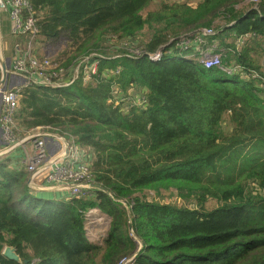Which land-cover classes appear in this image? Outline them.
Returning <instances> with one entry per match:
<instances>
[{
    "label": "trees",
    "instance_id": "16d2710c",
    "mask_svg": "<svg viewBox=\"0 0 264 264\" xmlns=\"http://www.w3.org/2000/svg\"><path fill=\"white\" fill-rule=\"evenodd\" d=\"M31 1L38 44L72 46L67 61L50 59L70 69L93 52L113 58L91 81L23 89L19 136L50 128L73 138L90 151L91 181L109 193L58 202L59 191L34 190L27 171L0 159V264H118L138 251L136 237L135 264H264V82L180 57L193 54L186 38L215 28L232 63L264 80V0ZM231 33L249 37L241 49ZM157 52L164 58L150 60ZM131 96L146 102L125 106ZM166 194L196 206L166 203ZM92 208L110 223L96 241L87 236ZM7 246L22 262L4 256Z\"/></svg>",
    "mask_w": 264,
    "mask_h": 264
},
{
    "label": "built area",
    "instance_id": "2783aa9c",
    "mask_svg": "<svg viewBox=\"0 0 264 264\" xmlns=\"http://www.w3.org/2000/svg\"><path fill=\"white\" fill-rule=\"evenodd\" d=\"M256 2L257 0H251ZM0 12L9 15L11 22L12 35L18 39L15 42L13 54L5 59L8 68L7 75L2 84H0V152H9L10 146H24L33 141L37 151L30 159V170H34L35 163H42V169L46 171L45 183L47 185L62 184L69 185L66 188L71 196H88L92 194L91 166L85 159V155L73 138L51 139L50 136L43 140H37L39 135L27 133L25 136H19L20 129L16 123L18 112V98L24 88H30L37 85H47L54 88H66L73 82L83 77L85 82L92 80V75L97 72L98 66L103 59H112V56L101 53H90L83 57L74 67L75 76L71 80L63 79V75L69 68H64L61 63L52 59L40 58L38 56V42L40 38V17L34 10L31 0H0ZM216 30L213 28L196 31L191 37L186 38L181 44L184 49L191 47L193 42H204L209 36H213ZM244 38H238L237 44L242 45ZM214 46L217 52L210 54L208 51L201 54V63L207 69L221 68L230 74L240 73L245 70L244 67L233 65L226 67L223 65L225 49ZM140 52L136 51V54ZM195 56L197 53H193ZM192 54V55H193ZM191 54H189L190 56ZM164 57L162 52L149 55V59L159 62ZM117 73L120 71L117 70ZM252 76L261 77L258 72L250 73ZM129 105L143 106L146 99L141 96H131L123 98ZM20 106V105H19ZM60 149L62 151L60 152ZM19 150V149H18ZM95 211L86 214V221L90 222L95 218H101L99 212ZM94 216V217H93ZM137 255L134 253L124 257L118 264H135Z\"/></svg>",
    "mask_w": 264,
    "mask_h": 264
},
{
    "label": "rangeland",
    "instance_id": "374dc122",
    "mask_svg": "<svg viewBox=\"0 0 264 264\" xmlns=\"http://www.w3.org/2000/svg\"><path fill=\"white\" fill-rule=\"evenodd\" d=\"M187 1H189L191 4L196 5L201 0H187ZM159 7H160L159 1L153 2V3H151V5L146 10H144L143 14L147 15L150 11H155ZM0 13H5V12H0ZM222 23H224V22L220 21L217 24H222ZM213 29H215V28H213ZM0 30H1V26H0ZM218 33L219 32H215L214 35L217 36ZM232 36H235L236 41H237V38H244V40H247L249 38V37H242V36L239 37V36H237V34L231 33V34L227 35L225 39H227L229 42H233V38H231ZM220 39L219 38L216 39V37L213 38L212 36H209L205 39L204 42H197V43L193 42L191 47H189L188 49L191 51V53H197L198 52V54H196V56L195 55H190V56L189 55H181L180 57L186 61L200 62L201 57H202L201 56L202 53H205L206 51H208V53L213 54V53L218 51V49H214V46L219 47V45H220L219 40ZM16 41H18V39H16L12 35L11 22H10V31L8 30V27H7L5 30H3V28H2V32H0V56L4 57L5 59L8 58V62L10 61L9 57H11V55L13 54V50H16V49H14V45H15ZM46 45H47V47H45V45H43L41 43L38 44V48H39L40 54L42 56L48 57V59L49 58L59 59L62 62L67 61L68 57L70 56V53H67V51L70 50L72 47L69 45L68 42L60 41V42L53 44V45L52 44H50V45L46 44ZM241 46L242 45L238 46V44H237V47L239 49H241ZM221 48H224V47H221ZM224 49L226 52L224 54L223 65L227 66V64H228L226 62L227 58L230 59V61H231L230 64H233L232 62H234V59H233L234 54L229 53V50L227 48H224ZM188 53H190V52H188ZM240 74L246 78L251 77L253 79H257V82L259 85H261L264 82V80L261 77H258V76L254 77V76L250 75L245 70H242ZM107 75H112V73H108ZM74 76H75V68H70V69L65 71V73L63 75V79H64V81L65 80L69 81L72 78H74ZM1 78H2V72H1L0 80H1ZM80 78H82V77L80 76L75 81H77ZM115 89H116V91H118L119 87H117ZM136 91H140V90L135 89V92ZM262 97L264 98V93L262 94ZM20 101H21V93H20L19 98H18V104L19 105H20ZM124 104H125V106L129 105L128 102H124ZM19 105H18V108L20 107ZM232 128H233V124L231 123L229 116L226 115L224 123H223V129L226 131H230ZM54 131L55 130L50 129V128H38V129L30 132V134L39 135L37 140H43V141H45V138L47 136H50L51 139L56 140V141H59V139H65V138H63V136L61 134L54 132ZM36 151H37V148L35 147V142L30 141V142L26 143L24 146H21V145H19L17 147H15L14 145L10 146L9 152H5V151L0 152V159H5V158L8 159L9 167L12 168L14 171L17 168H19L20 166H21L20 170L27 171V178H28L27 184L30 187H32L34 190L45 191V192L46 191H59L61 193V195L65 196V197H63V199L58 197L55 200L58 202L61 200L69 201L70 200V194H67V196H66L65 192H67V191H65V190H67V189L64 188V187H70L69 185H62V184L47 185V183H45V180H47L48 178H46V171H44L42 169L43 162L42 163H35L34 164L35 169L30 170V167H31L30 166L31 165L30 159L35 155ZM61 151H62V149H60V152ZM82 152L88 153L89 150H82ZM18 155H20L19 158H18ZM152 192L154 193V191H152ZM163 201L166 203H172V204L188 205L190 207L196 206L195 202L192 200L179 198L175 195H170V194H168V195L166 194ZM208 204L210 207H214L216 205V202L210 201ZM93 210L95 211L94 216L97 215L98 212L100 211L98 208H92L88 212L93 211ZM99 216L101 218H98V219L95 218L94 220L90 221L87 225V236L89 239L93 238L92 241L99 240L98 236H101V233L105 234L107 232V230L109 229V226H110V224L108 222L109 217L105 213L100 211Z\"/></svg>",
    "mask_w": 264,
    "mask_h": 264
},
{
    "label": "water",
    "instance_id": "95a60500",
    "mask_svg": "<svg viewBox=\"0 0 264 264\" xmlns=\"http://www.w3.org/2000/svg\"><path fill=\"white\" fill-rule=\"evenodd\" d=\"M0 68H1V72H2V78L0 80V84H2L4 82V80H5V78H6L7 68H8V64H7L6 60H5V58L2 57V56H0ZM91 187L94 188V189L102 190V191H105L106 193H109L108 190L102 185L93 183V184H91ZM128 211H129V214L131 216L132 214H131V209H130L129 206H128ZM136 239H137V241L139 243V249H138V251L135 254L138 255L141 252V250H142L143 242L138 237H136ZM3 254H4V256L8 257L11 260H16L18 262H22V258L20 256V254L17 252V249L15 247H13V246H7L4 249Z\"/></svg>",
    "mask_w": 264,
    "mask_h": 264
},
{
    "label": "crops",
    "instance_id": "0c3cea01",
    "mask_svg": "<svg viewBox=\"0 0 264 264\" xmlns=\"http://www.w3.org/2000/svg\"><path fill=\"white\" fill-rule=\"evenodd\" d=\"M0 26H1V30L0 32H2V28L3 30H5L8 27V30L10 31V19H9V15L7 13H0ZM88 154V153H87ZM90 154V151H89ZM88 154V155H89ZM20 157V155H18V158ZM88 158V157H87ZM67 193V192H65ZM100 212V211H99ZM109 222V220H108ZM110 224V223H109ZM108 231V230H107ZM104 234V233H101ZM91 239V238H90ZM93 239V238H92Z\"/></svg>",
    "mask_w": 264,
    "mask_h": 264
}]
</instances>
